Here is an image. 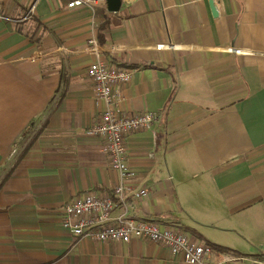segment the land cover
Listing matches in <instances>:
<instances>
[{
    "label": "crops",
    "instance_id": "obj_1",
    "mask_svg": "<svg viewBox=\"0 0 264 264\" xmlns=\"http://www.w3.org/2000/svg\"><path fill=\"white\" fill-rule=\"evenodd\" d=\"M36 1L0 0V264H190L155 241L63 225L66 202L112 194L121 179L88 133L105 109L88 76L97 59L132 73L117 86L122 114L160 115L125 137V182L148 191L127 214L174 225L219 258L263 254L264 0H216L218 16L210 0H121L117 11Z\"/></svg>",
    "mask_w": 264,
    "mask_h": 264
},
{
    "label": "built area",
    "instance_id": "obj_2",
    "mask_svg": "<svg viewBox=\"0 0 264 264\" xmlns=\"http://www.w3.org/2000/svg\"><path fill=\"white\" fill-rule=\"evenodd\" d=\"M102 0H67V6L93 7ZM35 10L31 5L24 18ZM89 46L94 51L102 50L96 38L90 37ZM131 71L107 64L97 59L88 64V76L93 81L96 99L105 103L100 117L88 128V133L103 140L108 154L109 165L120 173V182L113 188L112 194L87 192L66 202V216L63 225L75 235L88 236L98 241L128 242L133 238L147 239L167 246L172 253L190 264H222L233 261H247L249 264H264V253L257 256H242L225 253L219 258L216 249L207 242H196L174 225H164L154 219L133 218L127 213L130 197L140 198L148 194L144 187L137 188L125 182L132 172L128 166V153L125 137L132 131L152 128L159 120V113L142 111L138 114H122L120 104L124 96L117 86L130 80ZM117 204L125 206L116 222L110 221L112 210Z\"/></svg>",
    "mask_w": 264,
    "mask_h": 264
},
{
    "label": "water",
    "instance_id": "obj_3",
    "mask_svg": "<svg viewBox=\"0 0 264 264\" xmlns=\"http://www.w3.org/2000/svg\"><path fill=\"white\" fill-rule=\"evenodd\" d=\"M108 5V10L117 11L120 8L121 0H106ZM210 6L214 16L222 14V7L217 3L216 0H210Z\"/></svg>",
    "mask_w": 264,
    "mask_h": 264
},
{
    "label": "rangeland",
    "instance_id": "obj_4",
    "mask_svg": "<svg viewBox=\"0 0 264 264\" xmlns=\"http://www.w3.org/2000/svg\"><path fill=\"white\" fill-rule=\"evenodd\" d=\"M42 1H44V0H37L36 1V5H39ZM58 1V3L60 2V0H57ZM60 4H61V2H60ZM79 8H81V7H76V8H73L72 9V11H74V10H77V9H79ZM28 12H26V14H27ZM32 16V14L29 16V18ZM38 24V23H37ZM58 26V22L56 21V22H54L51 26L53 27V26ZM40 26H42V28H43V30H45V29H47V26L46 27H44L43 25H42V23L40 24ZM55 29V28H54ZM54 29H53V31H54Z\"/></svg>",
    "mask_w": 264,
    "mask_h": 264
}]
</instances>
